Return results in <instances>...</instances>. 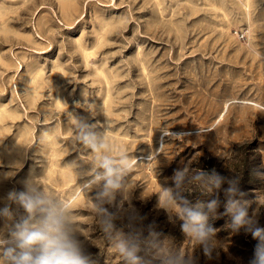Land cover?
Listing matches in <instances>:
<instances>
[{"label":"rangeland","instance_id":"1","mask_svg":"<svg viewBox=\"0 0 264 264\" xmlns=\"http://www.w3.org/2000/svg\"><path fill=\"white\" fill-rule=\"evenodd\" d=\"M78 117L105 140L104 154L137 161L125 208L195 264H248L258 241L232 230L222 189L211 257L158 195L177 169L189 179L215 169L239 177L236 198L264 228V0H0V207L22 214L8 193L48 171L86 251L98 264H123L91 211L97 189L79 187L102 170ZM182 195L192 205L215 198Z\"/></svg>","mask_w":264,"mask_h":264},{"label":"clouds","instance_id":"2","mask_svg":"<svg viewBox=\"0 0 264 264\" xmlns=\"http://www.w3.org/2000/svg\"><path fill=\"white\" fill-rule=\"evenodd\" d=\"M86 121L83 117L76 121L81 139L96 154L94 165L102 171H96L79 187L84 192L97 189L89 202L110 251L123 264H144L141 253L159 260L160 264H195L191 254L178 251L153 225H146V217L138 209L131 205L124 207L129 192L126 177L137 161L124 153L104 154L105 140L91 131ZM41 136L42 142H48L47 131ZM48 175L47 171L42 179H26L22 190L8 193V201L22 208V214H15L8 204L0 207V219L4 221L0 227V264H98L85 249L80 238L82 229L76 226L77 217L69 201L48 187ZM188 177L187 167L175 170L170 178L174 187H165L158 195V207L168 212L170 218L175 216L180 220L185 237L211 257L216 242L215 229L209 220L217 218L218 194L222 189L226 197L224 215L230 218L232 230L244 229L258 241L248 264H264V228L258 227L249 216L248 202L236 198L244 195L239 189V177H225L215 169H199L192 179ZM224 184L228 187L222 188ZM185 190L205 196L215 194V198L192 205L182 195Z\"/></svg>","mask_w":264,"mask_h":264}]
</instances>
